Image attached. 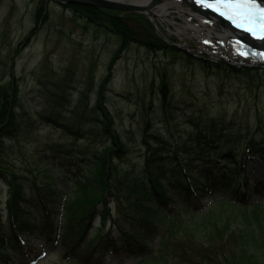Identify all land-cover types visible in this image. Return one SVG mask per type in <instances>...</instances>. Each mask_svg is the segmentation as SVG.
I'll use <instances>...</instances> for the list:
<instances>
[{
    "label": "trees",
    "instance_id": "1",
    "mask_svg": "<svg viewBox=\"0 0 264 264\" xmlns=\"http://www.w3.org/2000/svg\"><path fill=\"white\" fill-rule=\"evenodd\" d=\"M61 6L117 40L108 75L100 82L88 114L84 113L89 126L81 133L74 132L88 140L89 146L96 144V138H106V142L101 149L84 152L78 169L81 180H75L70 193L56 188L51 178L38 183L16 173L5 165L4 154L6 139L21 131L16 111L20 105L19 88L15 80L0 87V179L7 194L3 208L6 228L2 226L0 207V262L16 264L10 258L11 252L22 254L25 262L33 251L25 243L29 240H24L30 235L43 237L41 251H46L48 243L60 245L70 263L106 264L108 257L126 254L139 257L142 264H264V202L250 201L253 195L264 194V182L240 169L232 144L241 142V137L235 141L225 136L226 131L233 135V130L210 120H191L194 132L181 142L152 134L145 126L139 131L140 146L147 150L142 166L124 167L129 144L116 129L104 89L111 66L131 46L155 58L162 54L169 59H183L188 65L197 62L206 70L224 75H240L250 88L254 80L264 82V67H232L189 54L163 41L141 14L78 4ZM46 9V0H38L36 25L47 21ZM36 29L37 26L29 35ZM28 40L29 37L25 39ZM158 91L160 110L167 114L173 106L164 75ZM253 128L240 144L242 156L264 153V116L256 117ZM223 137V147L210 148L212 140ZM204 155V159L199 158ZM212 155L227 159L235 170L206 166L205 161ZM215 191L224 193L217 202L218 209L203 212V199ZM177 193L181 200L175 198ZM50 214L59 218L48 225ZM97 218L99 226L94 229ZM150 240L158 241L156 252Z\"/></svg>",
    "mask_w": 264,
    "mask_h": 264
},
{
    "label": "rangeland",
    "instance_id": "2",
    "mask_svg": "<svg viewBox=\"0 0 264 264\" xmlns=\"http://www.w3.org/2000/svg\"><path fill=\"white\" fill-rule=\"evenodd\" d=\"M171 1L163 2L154 9L160 10L162 5L169 4L171 11L165 16L156 14L154 20H151L145 14H137L152 21L159 33L178 45L176 48L180 50L185 48L189 54L203 56L211 62H216L220 56L232 60L233 66L238 68H257L254 65L261 61L260 51L235 37L240 48L191 30L189 23L201 26L200 14L182 0H178V4ZM197 1L200 2L197 5L204 7L201 1ZM46 2L48 19L45 23L36 25L34 12L38 0H0V87L7 86L12 80L18 84L20 105L16 111L21 124V131L6 139L4 162L16 173L36 179L38 183L51 178L56 188L70 193L75 187V180H81L78 169L80 161L83 162L85 158L84 152L89 148L101 149L106 142V138H96V144L89 146L88 140L75 136L74 132L79 130L81 133L89 126L85 124L88 119L84 115L88 114L94 104L100 82L108 75L111 52L116 48L117 40L114 35L100 32L84 20L78 19L69 8L51 0ZM212 2L220 5L218 9H225L219 1ZM206 4L213 5L209 2ZM209 5L208 8L214 9ZM257 16L258 14L255 17L256 23L264 26L263 20ZM204 18L208 20L209 29L219 34L225 33L224 28L207 17ZM230 18L239 19L237 24L241 29L243 24L249 22L247 17L241 18L240 14L231 15ZM35 26L36 32L29 35ZM152 26L154 28L153 24ZM252 28L253 26H246V30ZM154 30L156 32L155 28ZM28 37L29 40L25 41ZM251 37L256 41L261 38L256 34ZM137 48L139 47L131 46L115 61L109 73L110 80L104 86L106 105L115 117L116 129L129 144L130 152L123 166H142L147 150L140 146L139 131L145 126L152 134L181 142L194 132L191 120H210L223 123L222 126L233 130V135L226 131L225 136L235 141L241 137V142L232 144L237 150L236 160L240 169L252 179L264 181V153H245L242 156L240 149L247 133L254 131L256 117L264 116L263 80H254L250 88V84L240 75H224L216 70H206L197 62L188 65L183 59H169L162 54L155 58L147 55L142 48ZM243 48L248 49V52L242 51ZM211 51L218 56H213ZM219 63L230 66L228 63ZM163 75L173 106L167 114L160 110L158 94ZM224 140L225 137L209 141V146L223 147L226 144ZM199 158L204 159L205 155ZM215 159L217 156L212 155L205 161L206 166L214 164L217 167L227 166L232 172L235 170L227 159L214 162ZM223 195L216 192L207 196L203 200V212L217 210V200ZM228 196L225 195L224 198L230 199ZM6 198V186L0 179L3 227L6 226V212L3 209ZM175 198L182 199L179 194H175ZM258 200L264 201V194L253 195L250 199ZM58 218L55 214H50L47 224ZM98 226L97 218L94 229ZM24 238L30 240L33 251L25 262L22 254L11 252L10 258L16 264H81L78 261L67 262L68 257L62 252L61 246L54 243H48L46 252L41 253L43 237L36 239L26 235ZM150 242L152 251L156 252L158 241ZM106 264L142 263L139 262V257L119 254L113 258L108 257Z\"/></svg>",
    "mask_w": 264,
    "mask_h": 264
},
{
    "label": "water",
    "instance_id": "3",
    "mask_svg": "<svg viewBox=\"0 0 264 264\" xmlns=\"http://www.w3.org/2000/svg\"><path fill=\"white\" fill-rule=\"evenodd\" d=\"M58 4H78V5H85V6H91L96 8H104L109 10H117L122 12H136V13H142L147 15L151 20H154L155 14L153 13V10L156 8L157 5L166 2L168 0H148V3L146 6H142L135 3H127L122 2L118 0H51ZM186 3H188L195 11H197L201 16H205L211 21L215 22L220 27L224 28L225 30L230 31L233 36L238 39L239 41L246 43L249 45L252 49L264 52V42L256 41L251 38V35L254 33L253 31L241 29L238 25H234L231 23L230 20L223 17L221 14L217 13L213 9H210L208 7L203 8L197 5L194 2H190V0H182ZM197 1V0H193ZM203 4H206L207 1H226L228 3H250L252 1H255L254 3L257 4L256 8L260 10V13L264 9V0H199ZM214 3V2H213ZM244 5V4H242ZM257 12V10H256ZM152 22V21H151ZM154 25V28L156 29L157 34L166 42L172 44L173 46L179 47L178 45H175L171 42H169L163 35H161L156 27V25L152 22ZM262 34L261 32H259ZM184 50H187L185 48H182ZM217 57V56H216ZM217 60L221 62H226L230 65H233L231 62L227 61L224 58L217 57ZM256 66L262 67L264 66V62H259L256 64Z\"/></svg>",
    "mask_w": 264,
    "mask_h": 264
},
{
    "label": "bare ground",
    "instance_id": "4",
    "mask_svg": "<svg viewBox=\"0 0 264 264\" xmlns=\"http://www.w3.org/2000/svg\"><path fill=\"white\" fill-rule=\"evenodd\" d=\"M118 1H122V2H132V3H135V4H139V5H142V6H146L147 5V3H148V0H118ZM171 2H173V3H176V4H178L179 3V1L178 0H172ZM190 2H194V3H196V4H199L200 2H198V1H193V0H190ZM241 4H252V2L251 3H246V2H244V3H241ZM254 5V4H253ZM255 7H256V5H255ZM242 10V11H241ZM245 10H247V9H245ZM256 10H257V8H256ZM263 11H264V9H262ZM171 11V8H170V6H169V4H165V5H162L161 7H160V10H153V13L156 15H158V16H161V15H167L169 12ZM182 13H184V11L183 10H180ZM218 11H219V13H221L222 15H227V17L228 18H230V16H231V14H237V13H235V12H233L232 10H231V8H225L224 10H220V9H218ZM243 11H244V8H241L240 10H239V14L240 15H242V13H243ZM194 15V14H193ZM192 15V16H193ZM197 16V15H196ZM199 19H200V22H201V26L199 27V26H197V25H195V24H193V23H189L188 24V27L191 29V30H193V31H196L197 33H200V34H205V35H207L209 38H211V39H214V40H220V41H224V42H226L228 45L231 43V44H233V45H235L236 47H238L237 46V43L235 42V41H233L232 40V38H234V36H232V33L230 32V31H228V30H226L225 31V33L224 34H219V33H217V32H215V31H213L212 29H209L208 28V26H207V22H208V20H206L205 18H204V16H201L200 15V17H199ZM260 42L262 41V42H264V37L263 38H261L260 40H259ZM238 48H240V47H238ZM242 50V49H241ZM211 53H213V56H216L217 54L215 53V52H213V51H211ZM247 53V52H246ZM261 57H264V52H261L260 53V55H259V58H261ZM262 60L261 61H263L264 62V58H261ZM228 61L229 62H232L233 63V61L232 60H230V59H228Z\"/></svg>",
    "mask_w": 264,
    "mask_h": 264
},
{
    "label": "snow or ice",
    "instance_id": "5",
    "mask_svg": "<svg viewBox=\"0 0 264 264\" xmlns=\"http://www.w3.org/2000/svg\"><path fill=\"white\" fill-rule=\"evenodd\" d=\"M225 8H231V9H238V8H246L247 9V16L249 18V22H254L256 17V7L253 4H232V3H226L222 5ZM209 7H220V5H209ZM261 17H264V11L260 13ZM249 31H253V29H248Z\"/></svg>",
    "mask_w": 264,
    "mask_h": 264
}]
</instances>
